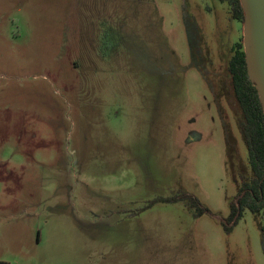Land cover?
Here are the masks:
<instances>
[{
	"label": "rangeland",
	"instance_id": "rangeland-1",
	"mask_svg": "<svg viewBox=\"0 0 264 264\" xmlns=\"http://www.w3.org/2000/svg\"><path fill=\"white\" fill-rule=\"evenodd\" d=\"M241 36L220 0H0V264H264V214L219 219Z\"/></svg>",
	"mask_w": 264,
	"mask_h": 264
},
{
	"label": "trees",
	"instance_id": "trees-1",
	"mask_svg": "<svg viewBox=\"0 0 264 264\" xmlns=\"http://www.w3.org/2000/svg\"><path fill=\"white\" fill-rule=\"evenodd\" d=\"M228 1L232 7L235 8V18L239 21H243L244 15L240 0ZM234 50L235 54L228 66L230 87L242 111V118L239 125L248 155L249 176L247 177L248 180L254 183L251 185L245 182L239 189L240 194L245 190L247 192L239 200L240 215L237 219L238 221L242 212L246 209L253 214H257L264 209V115L257 89L253 86L248 77L243 45L238 43ZM226 141L227 151L230 157L233 150L227 130ZM179 199L178 197L159 198L157 201L176 202ZM183 200L188 201L190 207L194 209L195 216L199 217L207 212V209L202 207L197 198L185 195ZM237 211L238 208L236 203H231L230 214L226 219L227 224L232 223ZM224 227L227 232L232 230L230 226L224 225Z\"/></svg>",
	"mask_w": 264,
	"mask_h": 264
},
{
	"label": "water",
	"instance_id": "water-1",
	"mask_svg": "<svg viewBox=\"0 0 264 264\" xmlns=\"http://www.w3.org/2000/svg\"><path fill=\"white\" fill-rule=\"evenodd\" d=\"M240 4L244 15L242 44L247 73L257 89L264 115V0H240ZM244 194L245 192L240 198ZM239 199L236 201L238 211L233 223L240 215ZM219 219L226 222L224 219Z\"/></svg>",
	"mask_w": 264,
	"mask_h": 264
},
{
	"label": "flooded vegetation",
	"instance_id": "flooded-vegetation-1",
	"mask_svg": "<svg viewBox=\"0 0 264 264\" xmlns=\"http://www.w3.org/2000/svg\"><path fill=\"white\" fill-rule=\"evenodd\" d=\"M221 1V0H220ZM222 2H226L227 4H228V6H229V8H230V10H231V12H232V14H233V17H234V19H236L235 18V8H233L232 7V5L229 3V1L227 0V1H222ZM237 20V19H236ZM239 21V20H238ZM244 21V20H243ZM243 21H239L240 23H241V26H242V28H243ZM241 32H242V29H241ZM194 39H196V41L197 40H200V42H202L203 40V38H201L198 34H194ZM241 38H242V40H243V36H241ZM240 38V39H241ZM242 40H240L239 42H237L235 45H234V47L229 51V53L231 54V56H230V59H229V61H228V63H227V68H226V71H227V73H228V66H229V62H230V60L233 58V55L235 54V48H236V45L238 44V43H241L242 44ZM202 44V43H201ZM243 45V44H242ZM198 47H199V49H201L202 51H203V53H204V49H203V45L202 46H200L199 45V43H198ZM208 51H206V53H207ZM192 53H193V51H192ZM203 58H205V61L207 62V59H206V56H204ZM206 67V66H205ZM228 75H229V73H228ZM228 75L225 77V79L226 80H228ZM230 78V77H229ZM229 83H230V81H229ZM223 84H224V82H223ZM230 85V84H229ZM219 88H221L222 86L219 84ZM229 89H231V87L229 86ZM217 90L214 88V96H215V92H216ZM231 91H232V89H231ZM234 97V100H235V103H236V105L238 106V112H235L237 115H238V117H237V122H238V126H239V130H240V133H241V129H240V125H239V123H240V120H241V118H242V111H241V109H240V107H239V104H238V102H237V100H236V98H235V95L233 96ZM215 98H216V96H215ZM236 106V107H237ZM234 111V110H233ZM235 111H236V108H235ZM229 136H230V134H229ZM241 136H242V134H241ZM242 139H243V136H242ZM230 141H231V145H232V150H234L235 152H236V147H237V144H235V143H233V140H232V138H231V136H230ZM243 142H244V139H243ZM245 144V143H244ZM233 151V152H234ZM245 182H248V184H254L252 181H250V180H248V178L247 179H245L244 181H243V184L245 183ZM243 192H245V194H246V190L245 191H243ZM242 192V193H243ZM241 193V194H242ZM244 194V195H245ZM243 195V196H244ZM241 196V195H240ZM252 213V212H251ZM259 213H262V214H264V209H262ZM259 213H257V214H253L254 216H255V218H256V220H257V215L259 214ZM238 219V218H237ZM234 220V219H233ZM264 220V219H263ZM232 223H233V221H232ZM260 227V231H261V235H262V248H263V254H264V221H263V223L259 226Z\"/></svg>",
	"mask_w": 264,
	"mask_h": 264
}]
</instances>
